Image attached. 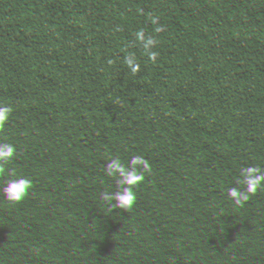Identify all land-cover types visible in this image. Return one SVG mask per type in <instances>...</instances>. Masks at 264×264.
Returning <instances> with one entry per match:
<instances>
[{"label": "trees", "instance_id": "16d2710c", "mask_svg": "<svg viewBox=\"0 0 264 264\" xmlns=\"http://www.w3.org/2000/svg\"><path fill=\"white\" fill-rule=\"evenodd\" d=\"M236 1L239 11L232 0H206L215 40L264 36V0ZM151 10L159 18L178 13L180 35L173 16L154 33ZM140 28L174 47H156L159 56L149 61L133 35ZM200 30L208 27L199 0H0V104L14 109L0 140L17 150L6 168L33 181L38 227L82 182L116 188L104 171L113 156L127 165L143 155L153 197L166 191L206 110L191 48ZM197 47L212 111L197 154L177 166L169 197L151 203L143 182L130 211L110 212L99 200L105 189L88 186L41 233L25 199L0 205V264H264V190L243 207L227 197L228 188L244 187L235 184L241 167L264 168V43L223 49L201 37ZM129 52L140 64L136 75L123 63ZM15 176L0 177V187Z\"/></svg>", "mask_w": 264, "mask_h": 264}, {"label": "clouds", "instance_id": "9594fccd", "mask_svg": "<svg viewBox=\"0 0 264 264\" xmlns=\"http://www.w3.org/2000/svg\"><path fill=\"white\" fill-rule=\"evenodd\" d=\"M138 14L143 15V9H138ZM148 18L154 26V33L160 34L166 31V26L160 23L158 16L149 13ZM120 30V27L117 26L116 31ZM133 35L143 54L149 61L154 63L159 56V53L154 50L159 41L151 34L146 35L143 28H140ZM113 63L112 59L107 60L108 65H112ZM123 63L131 74L136 75L140 72V64L137 61L135 53L129 52L125 55ZM13 111L14 109L11 105L0 104V132H3ZM16 153L17 150L13 144L0 140V177L5 175H9L10 177L15 176L6 166L14 159ZM104 171L107 177L114 178L116 188L115 191H101L99 193L100 202L110 212L117 209L128 212L137 200L135 189L144 182L145 174H151L152 166L143 155H131L127 165L122 162L119 156H113L109 158ZM239 176L240 178L236 180L235 184L243 185V189L239 186H232L227 190V197L237 207H243L258 190H264V168L255 165L241 167ZM32 187V179L26 176H15V178H9L3 183V186L0 187V193H2L6 201L18 204L27 197Z\"/></svg>", "mask_w": 264, "mask_h": 264}, {"label": "water", "instance_id": "95a60500", "mask_svg": "<svg viewBox=\"0 0 264 264\" xmlns=\"http://www.w3.org/2000/svg\"><path fill=\"white\" fill-rule=\"evenodd\" d=\"M163 0H160V2H162ZM202 2L203 6H204V15H205V21L208 27V30H200L197 31L191 38V48L193 50V53L196 56L199 68L201 70L202 73V77H203V82H204V90H205V97H206V110H205V114L202 120V123L200 125L197 137H196V141H195V145L193 150H191L190 152L184 154L183 156H181L180 158H178L176 161H174V163L172 164L170 170H169V181H168V186L166 191L159 197V198H155L152 195L151 192V181L150 179L145 176V187H146V195L148 200L153 203V204H159L163 201H165L172 189H173V183H174V176H175V171L176 168L179 164L183 163L184 161L194 157L197 154V151L199 149V145L201 142V139L203 137V133L206 129V126L208 124L209 118H210V114L212 111V103H211V97H210V85H209V78H208V74H207V70L204 64V61L202 59V56L198 50L197 47V40L198 38H206L210 44L213 47L216 48H229L232 46H236V45H240V44H244L247 42H251V41H260L262 43H264V36L261 35H250L238 40H233V41H228V42H218L215 40L214 38V29L211 27L210 22H209V18H208V4L206 2V0H199ZM237 11H239V5L237 3L236 0H232ZM149 13L153 14V10H151ZM169 16H173L176 19L177 22V32L180 35V28L182 25V19L180 17V15L174 11H169L166 12L162 17H160V22H162L163 20H165L167 17ZM258 20V19H257ZM157 47H174V45L168 44V43H158ZM37 177V173L34 175V178ZM92 185H98L101 186L103 189L108 190V191H115V187L111 186L108 183H105L102 180H88V181H84L81 184H79L78 186H76L75 188H73L71 191L67 192L59 201V203L57 204V206L55 207L54 211L51 213V215L40 225V227H38V224L42 218V211L41 208L39 207V205L36 202H33L30 200L29 198V194L27 195V197L25 198V201L28 205H30L35 212V216L34 219L31 222L32 225V229L34 231V233H41L46 227L47 225L52 221V219L56 216L58 210L61 208V206L64 204L65 201H67L71 196H73L74 194H76L77 192H79L80 190L88 187V186H92ZM8 203V201H6L5 199H0V205H4Z\"/></svg>", "mask_w": 264, "mask_h": 264}]
</instances>
